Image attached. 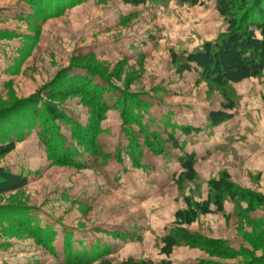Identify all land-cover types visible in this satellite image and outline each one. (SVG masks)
<instances>
[{"label":"rangeland","instance_id":"1","mask_svg":"<svg viewBox=\"0 0 264 264\" xmlns=\"http://www.w3.org/2000/svg\"><path fill=\"white\" fill-rule=\"evenodd\" d=\"M227 28L218 0H143L137 6L126 0H0V113L32 97L43 105L50 92L59 96L72 84L101 90L99 102L107 105L100 116L91 92H64L53 103L82 124L98 121L96 142L56 120L51 148L36 132L0 157V169L28 177L21 190L0 195V264H66L67 239L76 251L103 252L111 245L104 259L113 264L129 258H169L172 264L254 258L264 264V205L250 212L241 199L227 198L222 211L213 205L188 227L241 249V256L216 257L185 245L170 257L161 252L186 198L213 196L211 179L227 172L241 191L264 197V72L221 89L197 68L178 72L174 62ZM231 102L233 118L213 127L209 112ZM191 124L199 131L184 133L181 126ZM169 134L182 150L169 143ZM182 152L197 156V177L179 183ZM69 156L85 164L57 162ZM8 209L56 233L54 248L39 243Z\"/></svg>","mask_w":264,"mask_h":264},{"label":"trees","instance_id":"2","mask_svg":"<svg viewBox=\"0 0 264 264\" xmlns=\"http://www.w3.org/2000/svg\"><path fill=\"white\" fill-rule=\"evenodd\" d=\"M43 3L44 0H39ZM193 5L200 3V0H181ZM133 5H140L143 0H126ZM218 8L222 16L227 19L228 28L225 33L220 35L212 42H206L202 50L189 53L183 57H174V62L178 64V72L184 73L193 68H197L201 77L210 85L217 88L226 89L232 84H237L246 79L258 77L264 72V0H218ZM182 58V59H181ZM87 82V81H86ZM87 84H72L69 88L72 93L91 92V105L97 108L100 116L106 111V103L99 102L101 90L89 91ZM69 90L58 91L59 96L53 91L47 96L45 103L40 104L38 97H32L28 100L18 101L5 107L0 113V139H6L7 144L0 146V157L14 151L18 142L22 141L34 129L39 128L37 134L48 149L51 148L52 140L56 139L57 131L56 120H65L76 125L84 132L90 143L96 142V132L98 121L90 120L87 124H82L69 117L65 111L54 104L55 97H65ZM234 103L224 105V109L212 110L209 112V122L213 127L233 118L230 110L234 109ZM5 125H3V124ZM186 134L199 131L195 125L181 126ZM169 143L174 148L182 150L177 139L173 134H169ZM52 152V151H51ZM53 155V153H52ZM68 159L57 158L58 163L82 166L85 163ZM178 163L182 169L179 183L184 180L193 181L197 177L195 164L197 156L194 153L182 152L177 156ZM28 184V177L22 173H14L3 168L0 169V195L19 191ZM212 197L203 202H193L186 198L187 208L180 209L175 213V223L170 231L162 237V254L170 257L174 248L178 246H189L206 251L211 256H241L242 252L231 248L225 244V241L215 240L206 237L199 232L191 231L188 227L194 224L200 215L213 212L212 206L215 205L217 211H222L224 202L229 198L236 203L239 199L245 200L247 210L253 212L264 205V197L257 193H246L241 191L238 186L231 181L229 174L225 172L219 179L209 181ZM25 209V207H16L14 209ZM8 215L14 217L20 226L30 232L36 240L47 249L54 248L56 233L50 228H43L31 216H23L17 219L13 209H8ZM103 252L97 249H86L76 251L73 249L71 239L64 240V248L67 252L66 264H113L104 259V253L107 255L113 250L111 245L106 244ZM80 252V253H79ZM76 253H79L77 255ZM119 264H172V261L162 259L129 258ZM193 264H214L208 261H199ZM217 264V263H215ZM243 264H263L262 261L249 258Z\"/></svg>","mask_w":264,"mask_h":264},{"label":"crops","instance_id":"3","mask_svg":"<svg viewBox=\"0 0 264 264\" xmlns=\"http://www.w3.org/2000/svg\"><path fill=\"white\" fill-rule=\"evenodd\" d=\"M0 75H1V71H0ZM36 130L34 129L29 135H27V137L25 138V141L27 140V139H31V138H33L34 136H36L37 134H36ZM109 245V244H108ZM56 246V245H55Z\"/></svg>","mask_w":264,"mask_h":264}]
</instances>
